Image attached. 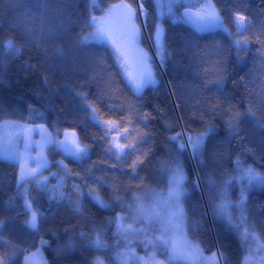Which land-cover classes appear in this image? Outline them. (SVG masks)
<instances>
[{"label":"trees","instance_id":"trees-1","mask_svg":"<svg viewBox=\"0 0 264 264\" xmlns=\"http://www.w3.org/2000/svg\"><path fill=\"white\" fill-rule=\"evenodd\" d=\"M98 1L101 7L121 2ZM144 3L148 16L138 20L140 43L156 56L150 37L159 15L155 0ZM212 3L231 37H244L248 45L238 51L223 31L197 32L168 15L159 17L164 62L161 66L152 59L156 84L143 90L149 120L112 50L79 43L90 31L91 16L98 14L91 0H0V124L56 126L61 134L73 130L89 148L83 160L52 148L46 151L49 165L44 174L56 176H49L43 187L31 183L28 189L39 214L38 231L26 223L28 213L18 195V164L0 159V257L14 251L9 264H24L25 253L40 247L43 239L47 244L40 249L46 264H92L96 257L117 264L123 241L115 217L125 215L135 197L166 186L168 152L174 160L178 156L185 173L184 193L194 203L203 253L217 252L220 264H245L238 234L217 214V189L229 175H237V159L264 174V0ZM237 14L245 17L239 32ZM8 40L18 52L5 50ZM88 105L98 118L115 122L124 133L121 143L135 150L132 155L117 161L108 151L106 126L93 120ZM249 109L256 119L248 116ZM237 116V131L232 133L226 122ZM208 128L212 131L200 155L193 156L189 148L178 153V145L170 141L177 133ZM183 139L186 142L187 135ZM233 187L230 197L235 201L238 188ZM90 189L110 207L101 208ZM246 210L264 242V186L248 194ZM97 236L99 247L94 244ZM136 248L142 251L138 243Z\"/></svg>","mask_w":264,"mask_h":264},{"label":"snow or ice","instance_id":"snow-or-ice-1","mask_svg":"<svg viewBox=\"0 0 264 264\" xmlns=\"http://www.w3.org/2000/svg\"><path fill=\"white\" fill-rule=\"evenodd\" d=\"M160 0H156V7L159 8ZM184 7V12L176 17L174 8ZM195 9V11H193ZM168 15L173 18V22L182 21L191 24L197 32L214 31L221 29L229 36L232 34L228 28L224 26L223 21L219 13L217 12L212 0H205L204 3L194 4L191 0H169ZM145 17L147 19L148 12L144 0H131V2H125L121 0L120 3L113 4L106 12L104 17L91 16L90 23L87 25L90 31L80 38L79 43L81 45H87L91 43H104L111 46L115 55L118 67L123 71L128 86L133 90L135 94H139L145 87L154 86L156 79L154 75V68L152 64V58L141 47L142 27L138 23L139 17ZM245 17L237 14L235 23L237 31L239 32L243 27L242 22ZM146 26V25H145ZM164 30L159 22V16L157 17L155 28L152 36L150 37L154 41V46L157 50V57L161 61V66L164 62V46H163ZM246 40H235L234 45L237 50H241L246 45ZM6 51H16L19 49L15 47L11 40H8L5 45ZM102 58H98V61ZM130 68H134L135 71H130ZM81 99L87 103V97L83 94H79ZM91 108V115L93 120L97 121L100 127L107 126V130L104 136L107 137L112 131L116 132V135L111 137V140L106 139L108 143V151L116 157L117 161H120L122 157L132 155L134 149L131 145H126L118 142L120 137V129L115 126V122L112 120H103L98 118L97 110L88 105ZM248 116L256 119L255 113L249 109ZM227 126L230 132L235 133L239 124V117L230 118L227 122ZM264 126V125H262ZM37 128L41 130V141H33L31 139V133L35 130L31 126L21 125L11 121L4 122L5 130L11 128L13 132L12 136L22 135L24 138L23 150L15 149L11 147V136L8 138L7 143H0V155L5 159L12 162L19 163L20 174L17 178L18 186L21 183L26 182L28 177H32L37 180V183L41 186H45L46 178L39 173V169L46 166V161L43 158V148L48 144L55 142L57 147L60 148L66 156H70L76 160H83L88 157L89 148L77 138L75 131L64 130L63 139H57L53 141L52 137L47 134L43 125H37ZM127 132V129H124ZM212 131L211 128L206 129L204 132L195 134L177 133L170 138V141L177 144V152H183L186 148L192 149L193 156L200 155L203 151L205 138ZM187 135V141L185 142L183 137ZM123 139H127L124 136ZM35 144L38 152V157L34 160L35 167H28V161L33 158L30 155L31 148ZM128 149L126 152L125 149ZM113 149L115 151H113ZM63 165V162H60ZM236 171L239 172L237 176H231L223 181V185L217 189V194L221 198L220 202L216 205L217 214L222 216L227 224L240 232L242 241H247L249 237L252 239H259L258 233L255 231L254 226L252 228L247 224L244 216L243 204H244V190H241L240 200L237 202V207L240 208L241 214L238 220H234L230 212H226L223 199L227 195V189L233 182V180L240 181L247 179L249 184L257 183L264 186V174L256 173L252 168H243L239 159L235 161ZM137 160L132 161V167L135 168ZM66 167V166H65ZM168 191L153 192V201L151 204L145 205L140 197H135V208L133 209L132 223L125 225L122 223L124 217L117 215L115 222L118 233L127 237L129 232H138L147 235L149 230L154 224L158 225L159 235L156 237V241L169 250L168 261L172 260H184L187 264H217L215 257L216 253H212L210 257H204L203 251L198 245L191 243L187 240L183 232L184 215L181 206V200L184 195V180L185 175L181 167L179 158H177L168 164ZM61 187V183L58 182L57 188ZM89 195L101 208H108L110 205L106 204L103 199L94 193L91 189ZM21 196L24 199V207L28 213V219L26 223L34 231H38V210L34 209L30 203L27 191L21 192ZM166 209V211H162ZM79 210V208H77ZM138 220H142L144 227L140 229L133 228V223ZM5 243H7L5 241ZM47 244V241L41 239L40 247ZM94 244L99 247L101 241L97 236ZM40 247L35 252L25 253V264H31V258L37 255H41V264H45L40 253ZM264 249V244L260 245ZM14 251L8 255V257H0V264H9L11 256L14 255ZM222 255V253H221ZM119 258L121 264H129V260L134 259L136 264H166L165 261L156 259L155 253H149L147 257H137L131 250L120 253ZM249 259L245 256V261ZM94 264H104L102 260L97 258ZM258 264H264V256L259 258Z\"/></svg>","mask_w":264,"mask_h":264},{"label":"rangeland","instance_id":"rangeland-1","mask_svg":"<svg viewBox=\"0 0 264 264\" xmlns=\"http://www.w3.org/2000/svg\"><path fill=\"white\" fill-rule=\"evenodd\" d=\"M91 2L93 3V5L95 6V8L98 11V14H96L94 16H96L98 18L99 17H104L106 12L109 10V8L111 6L110 5L108 7H101V5L99 4L98 0H91ZM185 2H187V0H185ZM204 2H205V0H191V3H194V4H199V3H204ZM155 4H156V0H155ZM168 5H169V0H160L159 8L156 7L159 17L168 15ZM183 8L184 7H182V6L174 8V12H175L176 17H179V15H177V11H180ZM140 19H142V16L140 17ZM235 19H236V17H235ZM242 24L244 26V21L242 22ZM216 30L222 31L221 29H216ZM235 40H246V38H244V37L243 38L242 37L241 38H232L231 37V42H232L233 45H234V41ZM246 42H247V40H246ZM98 44L106 45L107 47H109L112 50L111 46L108 45V44H104V43H98ZM247 45H248V42L246 43V45L244 47H246ZM112 52H113V50H112ZM148 55L152 59L154 58L156 63L161 62L160 59L157 57V50H156V56H154V55H152L150 53H148ZM129 70L133 71V72L135 71L134 68H130ZM121 72H122V75H123L124 79L126 80L122 70H121ZM143 90L138 95L137 94L136 95L139 98V100H140L141 104L143 105L144 109L146 110L147 118L149 120H152L148 105H147V103H146V101L144 99V96H143ZM4 122L5 121H3L0 124V143H7L8 138L11 136L12 143H11L10 146L14 147L15 149H18V150H23V148H24V138H23V136L22 135H20V136H12L11 133L13 132V129L9 128V129L5 130ZM15 123L21 124V125H28V124H23V123H18V122H15ZM28 126H31L33 129H35L31 133V139L33 141H41L42 133H41V130L36 127L37 125H28ZM114 127H117V126L115 125ZM43 128L46 130L47 134H49L52 137L53 141L61 138V132H59V130H58V128L56 126H53L51 129H48L47 127H45L43 125ZM105 128L107 130V126ZM114 135H116L115 131H112L108 135L109 136V141L111 140V137L114 136ZM123 135H124V133L122 131H120V137H118V142L119 143H121V137ZM49 148H52V150H59V148L57 147L55 142L48 143L43 148L42 155H43V158L46 161V166L41 168V169H39L38 171L43 177L46 178L45 185L47 183V179H48L49 176H56L55 173H50L49 176L44 174V170L46 168H48V165H49V161H48V158H47V155H46V151ZM189 149L192 151L191 148H189ZM0 150H2V149H0ZM113 151H115V150L113 149ZM30 155H31V157L33 159L28 161V165L27 166L28 167H35L34 160L38 157V152H37V149L35 147V144H33L32 148H31ZM167 155H168L170 163L172 161H174V159L170 156V154L168 152H167ZM0 159L10 161L8 159H5L2 155H0ZM17 164L19 166V170H18V176H19V174H20V165H19V163H17ZM242 167L243 168H248L250 166H242ZM250 168H252V167H250ZM254 171L256 173H259L256 170H254ZM259 174H261V173H259ZM184 175H185V173H184ZM237 175H239V172L237 173ZM18 176H17V178H18ZM185 179H186V176H185ZM184 182H185V180H184ZM31 183H34L37 186L43 187V186H41V184L37 183L36 179H34L32 177H28L26 179V182L21 183V185H19L18 195H19V198L21 199V202H22L23 206H24V199L21 196V192L25 191V189H26L27 195H28L29 185ZM234 184L238 188V198L235 201L230 197V193L232 192V190L234 188L233 187ZM260 187H262V185L257 184V183H252L250 185L246 178L240 180L239 182L236 181V180H233V182L231 183V185L227 189L226 197L223 199V203L225 205V209L224 210L226 212H230V214H231V216L233 217L234 220H238L239 219L241 211H240V208H238L236 205H237V202L240 200L241 190L243 189L244 190V197H245L244 204H243L244 216L246 218L247 224L249 225L250 228H252L251 224L248 221V217H247L246 202H247L248 194L251 191H253L254 189H257V188H260ZM230 189H231V191H230ZM167 191H168V179H167V184H166V186L164 188H160V189H156V190L151 189L149 191V193L144 198H141V200L144 202L145 205L151 204L152 201H153V196H152L153 192H163V193L166 194ZM220 200H221V198H220ZM220 200L218 202H220ZM135 206L136 205H135V200H134V202L130 206L128 212L125 215H120V216L124 217V220L122 221V223H124L125 225H127L129 223H132L133 209L135 208ZM181 206H182L183 215H184L183 232H184V234H185V236H186L188 241H190L193 244L198 245L199 248H200V245H199V242H198V231H197L195 207H194V203H193V200H192L191 196H189V195L184 193V195L182 197V200H181ZM162 211H166V209H162ZM219 217L221 219L225 220L222 216L219 215ZM142 227H144V223H143L142 220H138L135 223H133V228H135V229H140ZM158 228H159V226L154 224L152 226V228L149 230L147 235H144V234H141V233H138V232H136V233L129 232L127 234V237H125L124 235L119 233V238H120V240L123 241V246L119 249L118 255L116 257L117 264H121V260L119 258V254L123 253V252H126V251H129V250L134 252L137 257H147L149 253H153L154 252L155 256H156V259L161 260V261H165L166 264H187V262L184 261V260H179V261L172 260L170 262L168 261V257H169V254H170L169 250L165 246H163L162 244H160V243H158L156 241V237L159 235ZM229 228L231 230L235 231L238 234V237H239L240 241L242 242V245H243V248H244V257H243L244 263L245 264H258L259 258L261 256H264V249H262L260 247V245L264 244V242L261 239V237L259 236L258 240L257 239H252L251 237H249V239L247 241H242L241 237H240V232L237 229L231 228L230 226H229ZM137 243L142 248L141 252L138 251L137 248H136V244ZM35 251L36 250H34L33 252H35ZM30 253H32V252H30ZM40 253H41V249H40ZM215 253H216L215 260H216L217 264H220L219 255H218L217 252H215ZM203 255H204V257H210L211 256V254H205V253H203ZM245 256L249 257V259L247 261H245ZM42 259L45 262L43 256H42ZM96 260H97V257L93 259L92 264H94V262ZM24 264H25V260H24ZM31 264H41V255H37V256L32 257L31 258ZM45 264H46V262H45ZM104 264H107V263L104 262ZM129 264H136V261L134 259L129 260Z\"/></svg>","mask_w":264,"mask_h":264},{"label":"water","instance_id":"water-1","mask_svg":"<svg viewBox=\"0 0 264 264\" xmlns=\"http://www.w3.org/2000/svg\"><path fill=\"white\" fill-rule=\"evenodd\" d=\"M193 11H195V9H193ZM184 12V8L180 10L179 12V15H181L182 13ZM188 25L192 26L191 24L187 23ZM193 27V26H192ZM70 132L73 131V130H69ZM64 133V132H63ZM63 133L61 134V138L60 139H63ZM76 133V132H75ZM77 135V133H76ZM77 138L79 139L78 135H77ZM59 151L65 156V157H68V158H72L70 156H66L63 151L59 148Z\"/></svg>","mask_w":264,"mask_h":264}]
</instances>
